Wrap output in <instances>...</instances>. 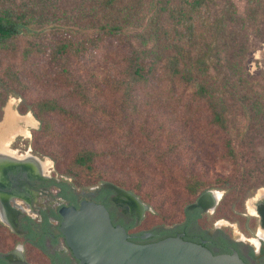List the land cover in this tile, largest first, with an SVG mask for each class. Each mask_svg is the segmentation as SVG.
<instances>
[{
  "label": "trees",
  "instance_id": "trees-1",
  "mask_svg": "<svg viewBox=\"0 0 264 264\" xmlns=\"http://www.w3.org/2000/svg\"><path fill=\"white\" fill-rule=\"evenodd\" d=\"M253 18L254 13L239 14L232 0H0V54L14 53L20 39L36 37L38 41L28 40L23 55L43 54L48 49L50 63L74 84L75 92L86 103V88L73 78L69 66L84 68L96 57L106 61L119 57L121 69L112 85L121 96L120 125L133 129L132 113L140 114L141 104L150 109L152 103L142 102L143 95L157 92L176 95L180 90L190 89L196 100L206 105L214 128L243 136L247 128L239 130L231 120L232 106H237L247 122L255 120L262 112L259 108L263 98L261 88L243 71L250 45L248 27ZM13 79L20 84L17 73L0 74V121L8 96L19 94ZM91 105L97 109L98 105ZM26 111H30L39 123V140L56 135L48 120L53 114L75 120L73 125L78 132L94 130V138L105 137L104 133L111 131V128L101 129L80 116H73L55 100H39L25 110H18L21 114ZM106 116L113 118L110 114ZM133 136L132 132H127L118 137H126V145L106 154L93 149L78 151L67 167V175L91 171L96 162L103 159L112 168L127 169L142 178L150 174L139 169L137 164L151 166L148 160L151 157L152 164L161 167L162 178H172L171 164L177 165L182 151L178 150L179 144L163 151L156 147V156L149 155L153 147L145 146L148 151L135 159L134 147L139 148L137 145L142 146V142H135ZM158 139L145 141L155 145ZM202 160L200 155L199 162ZM243 173L239 168L238 177L223 181L224 187H228L239 203L248 188L259 185ZM107 178L109 183L115 182L118 188L124 189L123 180ZM185 187L187 195L194 199L205 191L201 190L203 183L195 178H190ZM132 194L137 197V193ZM186 212L184 207L181 215ZM134 227L132 223L126 230ZM171 227L151 230L150 242L168 238Z\"/></svg>",
  "mask_w": 264,
  "mask_h": 264
},
{
  "label": "rangeland",
  "instance_id": "rangeland-1",
  "mask_svg": "<svg viewBox=\"0 0 264 264\" xmlns=\"http://www.w3.org/2000/svg\"><path fill=\"white\" fill-rule=\"evenodd\" d=\"M232 1L239 14L255 15L251 20L253 23L248 27L250 45L243 61V71L247 76L254 78L256 86L260 87L263 93L259 106L262 112L253 121L247 122L237 106H232L231 120L239 130L247 128L243 136L214 128L210 124V113L206 105L196 100L190 89L180 90L176 95L159 92L143 95L142 102L149 101L152 106L149 109L147 105L141 104L139 106L141 113H132L134 126L130 130L128 125H120L121 96L112 85L121 69L119 57L109 61L96 57L84 68L74 64L69 66L73 78L86 88L88 95L86 103L75 92L74 84L68 82L65 76L59 73V68L50 63L48 49L43 54L33 52L28 57L23 55L22 51L28 40L38 41L35 37L20 39L14 53L0 54V74L7 71L17 73L20 82L19 84L13 79V86L19 94H10L4 106L12 101L13 113L19 117L29 116L34 122V128L27 131L30 133L29 138L19 136L18 143L25 144V150L30 149L42 161L48 162L54 178L71 184L75 189L89 191L96 187L111 185L128 193L130 190L137 193L138 198L130 194L148 210L145 209L141 222L131 232H150L154 228L179 224L182 209L194 201V197L187 195L185 187L190 178L203 183L201 190L223 191L228 188L224 187L223 181L233 176L238 177L237 171L242 168L245 172L244 177L246 175L254 178L253 180L259 184L258 188H264V0ZM39 100H55L73 116H80L84 121L101 129L111 128V131H106L105 137L102 135L100 138H94L95 136H92L94 130L90 129L87 133L78 132L73 125L75 120L61 114H53L48 116V120L56 135L39 140L37 133L39 123L33 114L30 111L24 114L18 112L19 108L25 110ZM92 103L98 105L96 110ZM107 114L113 118L107 117ZM127 132H132L135 142H142V146L137 145L139 148L134 147L135 159L141 158V154L148 151L145 146L153 147L148 152L150 156H156V147L163 151L171 145L179 144L178 150H182L179 153L180 159L178 162L176 160L177 165L171 164L170 169L173 171V177L162 178L161 167L153 165L151 157L148 159L151 166L143 167L142 164H137L139 169L150 174L149 176L145 174L146 176L142 178L134 172H127V169L122 171L119 168H112L103 159L96 162L91 171L67 175V167L78 151L93 149L106 154L116 151L117 148L122 149L127 139L118 137L126 135ZM155 138H159V143L148 145V139L156 142ZM200 155L204 159L201 162ZM108 176L123 180L124 189L118 188L115 182L112 184L116 186L109 183ZM232 198L223 201L220 212L224 215L220 218L239 225L242 217L229 216L228 206L225 205V202H230ZM237 210L243 212L241 206H237ZM36 264L41 263L37 260Z\"/></svg>",
  "mask_w": 264,
  "mask_h": 264
},
{
  "label": "flooded vegetation",
  "instance_id": "flooded-vegetation-1",
  "mask_svg": "<svg viewBox=\"0 0 264 264\" xmlns=\"http://www.w3.org/2000/svg\"><path fill=\"white\" fill-rule=\"evenodd\" d=\"M18 137L6 148L13 155L0 150V264H36L37 260L41 264H79L59 228L61 213L77 210L82 202L103 205L114 226L126 230L132 223L133 229L139 225L146 211L143 206L105 186L84 191L57 180L50 169L41 168L44 161L18 143ZM258 186L248 188L241 203L234 198L225 202L229 216L242 217L239 225L220 218L223 201L233 197L231 191L209 189L186 207L179 224L168 229V237L202 245L213 255L236 253L244 264H264V188ZM133 229L126 230L131 242L152 243V233L131 232Z\"/></svg>",
  "mask_w": 264,
  "mask_h": 264
},
{
  "label": "water",
  "instance_id": "water-1",
  "mask_svg": "<svg viewBox=\"0 0 264 264\" xmlns=\"http://www.w3.org/2000/svg\"><path fill=\"white\" fill-rule=\"evenodd\" d=\"M105 187L147 208L132 194L111 185ZM61 217L59 231L79 264H244L236 253L213 255L202 245L181 237L135 244L122 226L112 224L100 204L82 202L77 210L63 211Z\"/></svg>",
  "mask_w": 264,
  "mask_h": 264
},
{
  "label": "bare ground",
  "instance_id": "bare-ground-1",
  "mask_svg": "<svg viewBox=\"0 0 264 264\" xmlns=\"http://www.w3.org/2000/svg\"><path fill=\"white\" fill-rule=\"evenodd\" d=\"M12 104H13L12 101H9L6 107L4 108V117L2 123L0 124V150L1 153L7 155H13L12 152L6 149L7 146H9L12 143V141L18 136L29 138L30 133H28L29 130L27 132V129L34 128V122L29 116L19 117L18 115H16L11 111ZM20 125L22 126V128L20 127ZM26 158H31V157L26 156ZM39 165L45 172L51 169V166L48 162L44 161ZM144 209L147 208L144 207ZM142 212H144V210H142L141 213Z\"/></svg>",
  "mask_w": 264,
  "mask_h": 264
}]
</instances>
